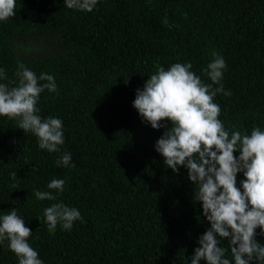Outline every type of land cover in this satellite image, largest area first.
I'll use <instances>...</instances> for the list:
<instances>
[{
    "label": "trees",
    "instance_id": "16d2710c",
    "mask_svg": "<svg viewBox=\"0 0 264 264\" xmlns=\"http://www.w3.org/2000/svg\"><path fill=\"white\" fill-rule=\"evenodd\" d=\"M213 51L231 92L213 98L225 130H264V0H97L91 12L16 0L15 15L0 21V83L15 86L19 63L52 75L57 92L40 94L37 114L62 121L64 143L40 149L34 134L0 116V216L17 211L43 264H191L210 223L187 169L174 173L155 150L170 121L153 129L132 105L148 77L178 62L215 89L202 71ZM65 153L74 167L57 165ZM54 179L65 181L63 192L48 189ZM243 179L237 173L238 188ZM37 190L57 198L39 200ZM56 202L80 212L71 230H49L44 210ZM218 240L234 264L228 240ZM0 264H18L7 240Z\"/></svg>",
    "mask_w": 264,
    "mask_h": 264
},
{
    "label": "clouds",
    "instance_id": "9594fccd",
    "mask_svg": "<svg viewBox=\"0 0 264 264\" xmlns=\"http://www.w3.org/2000/svg\"><path fill=\"white\" fill-rule=\"evenodd\" d=\"M64 4L68 9L91 12L97 0H64ZM15 9L16 0H0V21L13 17ZM211 56L202 71L212 84L219 85L215 89L191 71V63L178 62L167 70L159 67L148 77L143 88L136 90L132 106L153 129L163 127L161 121H170L171 127L156 141L155 150L174 173L180 166L187 169L188 179L195 185L193 199L201 203L210 223L198 239L191 264L201 260L206 264H230L224 258L225 249L218 246V237L228 240L234 264H250L254 257L264 260V246L254 240L258 227L264 234V130L254 128L250 135L225 130L218 119L220 106L213 98L217 93L231 95L220 83L226 63L215 51ZM15 75V86L0 83V116L17 120L19 129L34 134L40 149L58 152V146L64 143L63 123L58 118L42 120L36 107L44 90L57 92L54 77L45 73L37 77L23 63L18 64ZM5 77L0 69V78ZM237 151L238 157L234 156ZM70 161L71 154L65 153L56 163L74 167ZM240 172L244 179L238 188L236 176ZM64 184V180L54 179L47 187L61 193ZM34 195L39 200L57 198L51 191L37 190ZM44 217L49 230H55L58 223L64 230H71L74 221L81 219L76 208L60 202L47 207ZM31 234L15 209L0 216V242L8 241L18 264H43L27 242Z\"/></svg>",
    "mask_w": 264,
    "mask_h": 264
}]
</instances>
